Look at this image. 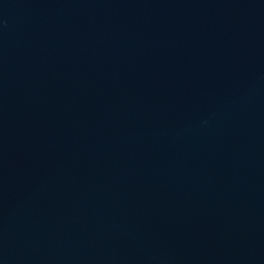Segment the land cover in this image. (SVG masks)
I'll return each mask as SVG.
<instances>
[{
    "label": "water",
    "instance_id": "1",
    "mask_svg": "<svg viewBox=\"0 0 264 264\" xmlns=\"http://www.w3.org/2000/svg\"><path fill=\"white\" fill-rule=\"evenodd\" d=\"M0 264H264V0H0Z\"/></svg>",
    "mask_w": 264,
    "mask_h": 264
}]
</instances>
